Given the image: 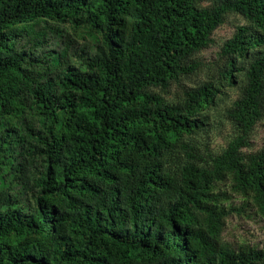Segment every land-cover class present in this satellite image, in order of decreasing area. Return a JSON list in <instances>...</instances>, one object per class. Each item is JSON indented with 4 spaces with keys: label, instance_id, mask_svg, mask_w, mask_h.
Masks as SVG:
<instances>
[{
    "label": "trees",
    "instance_id": "obj_1",
    "mask_svg": "<svg viewBox=\"0 0 264 264\" xmlns=\"http://www.w3.org/2000/svg\"><path fill=\"white\" fill-rule=\"evenodd\" d=\"M202 1L0 0V264H264L223 238L234 216L264 219V147L244 151L264 118V0ZM231 14L247 24L221 87L154 92L200 74ZM227 87L239 131L213 154L197 135Z\"/></svg>",
    "mask_w": 264,
    "mask_h": 264
},
{
    "label": "rangeland",
    "instance_id": "obj_2",
    "mask_svg": "<svg viewBox=\"0 0 264 264\" xmlns=\"http://www.w3.org/2000/svg\"><path fill=\"white\" fill-rule=\"evenodd\" d=\"M211 0H203L204 6L211 4ZM247 21L238 14L227 15L224 23L219 27L212 35L213 43L207 49L201 50L194 55V59L201 61L203 67L200 74L193 78H185L178 83H173L167 91H160L159 89L154 92H158L168 100V102H174L183 96V90L187 87H194L198 83L207 82L210 80H220V73L217 67L218 64H223L222 50L225 43L232 39L237 31L239 25H246ZM62 33L59 37L48 36V46L43 47V56H47V50H54L60 52L62 49L61 41H68L70 37L73 39V32L68 27H63ZM70 36V37H69ZM71 39V38H70ZM77 40V39H76ZM92 40L84 42L83 40H77L76 46L80 49L85 45H88ZM60 44V45H59ZM221 81L218 82V85ZM224 85V84H223ZM240 93L237 89L222 88V93L217 101L216 105L210 108L204 115L206 122V131L198 134L197 136L204 141L205 145H208L209 150L213 154L220 153L227 144L238 135V129L234 123L228 117V110H230L233 103L239 99ZM251 147L244 150L247 153H257L264 147V118L257 124L252 136L250 138ZM17 186L15 190L18 192ZM23 201L27 200V195H22ZM242 204L241 200L236 202L237 206ZM255 212L247 211L245 216H234L227 222L226 230L223 234V238L226 242L232 244L235 247L241 245H249L254 247H264V219L258 216H254Z\"/></svg>",
    "mask_w": 264,
    "mask_h": 264
}]
</instances>
